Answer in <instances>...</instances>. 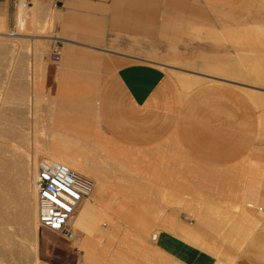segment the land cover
<instances>
[{
	"label": "crops",
	"instance_id": "0c3cea01",
	"mask_svg": "<svg viewBox=\"0 0 264 264\" xmlns=\"http://www.w3.org/2000/svg\"><path fill=\"white\" fill-rule=\"evenodd\" d=\"M57 7L58 61L51 59L52 50L36 58L21 53L4 62L5 100L25 99L31 128L35 123L37 131L50 133L43 141L37 139L38 144L54 145L60 132V140L66 136L71 144L84 134L86 145L98 147L109 140L129 150L111 160L123 164L116 177L132 179L134 189L125 184L107 192L133 193L149 205L151 168L159 171L151 164V147L168 150L173 145L183 161L202 169L194 183L197 201L201 195L203 209L217 211L211 216L196 209L195 225L223 227L234 243L226 255L235 264H264V218L249 210L259 205L264 215V92L257 90L261 104L229 85L208 84L182 93L160 67L119 65V56L107 52L114 0H58ZM49 15L51 20L57 17ZM178 167L182 177L185 170ZM159 172V177H168ZM158 241L186 264L215 262L169 232L160 233Z\"/></svg>",
	"mask_w": 264,
	"mask_h": 264
},
{
	"label": "rangeland",
	"instance_id": "374dc122",
	"mask_svg": "<svg viewBox=\"0 0 264 264\" xmlns=\"http://www.w3.org/2000/svg\"><path fill=\"white\" fill-rule=\"evenodd\" d=\"M37 1L51 14H57V17L52 20L40 18L35 24H30L28 22L30 12H28L29 17L25 19V22L28 21L23 29L17 28L16 6L6 2L0 3V19H2V11L6 10V17L0 33L10 34L12 27H15L21 30L24 34L23 37H25V40L11 39L9 38L11 35L6 38L0 37L3 39H0V42H2L0 43V135H2L0 141L5 143L6 148L9 150H14L17 147V150H20L24 157L30 160L28 163L34 162L35 166L45 158H49V156H46V146L48 147V145H39L37 141V139L40 141L45 140L47 135L44 130L37 131L35 123L34 129L31 128V113L26 105L20 104L19 100L16 99L5 100L4 62L5 59L19 57L21 53L25 54L26 51L32 52V55H34L37 46L39 51L36 52L40 56H45L52 50H56L59 55L58 46L60 44L57 43L56 39L59 18L58 0H30V3ZM138 6L140 7L138 8ZM256 21L260 23H256ZM254 22L256 25H254ZM105 48L108 50L107 52L119 56L117 58L119 65L130 62H143L160 67L172 78L181 92L184 89L178 83V79L182 77L183 79L190 78L195 75L202 79H200L199 87L208 84H221L229 85L246 94L245 88L264 92V80L258 81V78L254 76H248L247 74L245 80H242L243 82L239 84L219 78H211L207 74L215 73L211 72L210 69L197 67V65H201V57L203 56L218 59L230 58L235 61L239 53L240 55L255 53L256 56L264 54L262 53L264 52V0H114L109 40ZM261 57H264V55H261ZM192 61L195 67L192 66L194 65ZM236 62L238 67L244 66H241L243 70L250 67L253 69L264 68V65L259 60L257 63L254 58L245 61L244 65L243 62L238 60ZM245 67L247 68L245 69ZM208 79L214 81H208ZM9 84L8 80V88ZM198 86L191 88L188 93L198 88ZM247 95L254 101L252 95L249 93ZM80 137L81 139L78 141L86 140V135L82 134ZM102 141L104 144L98 147L79 144L83 147L84 156L89 161L92 160L91 164L101 173L104 193L101 196L100 203L90 197L78 210L73 225V238L67 239L63 235L37 224L35 229L36 239H22L12 225L8 227V231L13 233L16 242H23L31 250L35 249V254L42 264H118L124 254L128 256V264H186L161 248L158 241L159 234L169 232L185 240L201 252H206L219 260L228 261L229 264H235V260H229L226 255L227 248L230 246L233 248L234 243H229L227 233H222L221 229H224L223 227L195 225L198 221L196 209L200 211V214L205 212L211 216L214 212H217L211 209H203L201 195H199L197 201V196L195 192L193 193L196 189L194 182L197 181L196 176L198 171H202L201 168L183 161L180 153L173 145L169 146L168 150H165L161 145L152 146L151 164L157 165V169L165 172L168 177H159L158 173L160 172L151 168V205H149L147 202L137 200L138 196L133 193L121 192L115 194L107 192L112 190L113 187L125 184L130 185L129 189H134V187L131 184L132 179H128L130 183L127 184L124 181L125 179L116 177V169L122 170L123 164L111 160V158H114L112 155L122 154V152L130 153V151L111 145L109 140ZM79 145L76 144V147L78 146L77 148L81 149ZM8 154L10 153H6V157L9 156ZM154 158L156 161L153 160ZM180 165H182L183 171L185 170L182 177L178 170ZM27 166L22 171V178L25 179L23 180L24 183H26L25 181L29 182L27 183L29 184L27 185V190L29 189L27 197L29 196L28 198L31 199L30 195L34 194L32 193L34 189L31 183L34 170L29 165ZM74 171L91 178L96 187L97 183L93 177L78 170ZM130 173L132 174L129 171ZM107 174L112 176L108 177ZM128 180L126 179V182ZM135 180L138 181L137 178ZM135 186L137 188L138 184L136 183ZM147 196V194L140 195V199ZM257 206H253L249 210L253 214L264 218V215L258 212ZM101 207L104 210L103 212L100 210ZM95 221H98L99 224L97 225V231L92 235V240H95V242L102 241L99 244L104 246L109 242L112 245L109 244V248L106 249L99 248L100 251L93 252L95 255L84 259V252L78 246L86 238L91 225ZM100 227L103 229L101 230ZM104 229H106L105 233ZM109 234L116 236L108 240L107 236L104 235ZM220 237L221 240H217ZM147 246L150 247L147 249ZM133 251L138 257L137 259ZM151 254L154 257L153 255L151 257ZM89 260H92V262Z\"/></svg>",
	"mask_w": 264,
	"mask_h": 264
},
{
	"label": "bare ground",
	"instance_id": "6f19581e",
	"mask_svg": "<svg viewBox=\"0 0 264 264\" xmlns=\"http://www.w3.org/2000/svg\"><path fill=\"white\" fill-rule=\"evenodd\" d=\"M38 2L39 1H37L35 3H27L24 0H20V1H18L16 3L17 4L16 5V9H17L16 12H17V19H18V28H20V29L22 28L23 29V26L26 25L25 23H27L28 20L25 22V19L27 17H29L28 16L29 15L28 12H30V17H29V21H28V22H30V24H35L37 21H39L40 18H42L43 20H45L46 18L51 19L50 15H49L50 13L49 14L46 13L47 10L45 8H43L41 6V4L38 3ZM5 11L6 10L4 9L3 12H2V19H0V29L2 28V26L4 24L5 17H6ZM52 18H53V16H52ZM243 23H244V21H243ZM256 23H260V22L259 21H256ZM256 23L254 25H256ZM9 35L10 34H7V33H0V37L1 38L9 37ZM23 36H24V34H22L21 30H18V33L15 36H12V37L10 36L9 38L16 39V40H25V38ZM1 40H3V39H1ZM245 40H247V39H245ZM0 43H2V42H0ZM5 43H6V41H5ZM3 44H4V42H3ZM26 46H27V44H26ZM35 46H37V45H35ZM37 47H36L35 53H34L35 58L40 56L39 53L36 52V51H39V49ZM26 53H30V52L28 51ZM262 53H264V52H262ZM254 54H250V55L249 54H241L240 55V53H239L236 60H238L240 62H243V65H244L245 64V61H247L250 58H254V60H257V63H258V60H259V62H261V64L264 65V57H261V55H264V54H260V55H257V56L254 55ZM29 55L30 54H28L27 56L29 57ZM82 55H83V53H82ZM84 56H85V54H84ZM236 60L234 61L233 59H230V58H224V59L219 58L218 59L216 57L203 56V57H201V62H200L201 65H197V67H200L201 66L202 68H208V69H210L211 72L215 73V74H207V75L211 76V78H213V77L214 78H219V79L226 80L228 82H234V83L241 84L243 82L242 80H245V76H247V74H248V76H252V77L254 76L255 78H258L257 79L258 81L264 80V68L259 67V68H254L253 69V68L250 67V68L246 69L247 67H245L246 70H243V68H241L242 65L240 67H238V63L236 62ZM192 62H191V65H192ZM197 63H199V62H197ZM193 64H194V62H193ZM249 64H251V63H249ZM176 65H175V67H176ZM192 66L195 67V64L192 65ZM242 67H244V66H242ZM207 73H210V72H207ZM204 75H206V74H204ZM178 77H180V76H178ZM200 79H201V77L199 78L196 75L193 76V77H190V78H184V79H183V77L181 79L179 78L178 79V83L180 84V86L182 87V89H184V91H182V93H188V91L191 90V88L197 87L200 84L201 80H202V79L201 80ZM208 81H214V80L213 79H210V80L208 79ZM245 91H247V94L249 93L250 95H252L253 99L257 102L256 104H261L262 103L261 102L262 101V98H261L262 94H260L259 91L255 90V89H251V88L250 89H246L245 88ZM18 100H20V104L22 103V104H24L26 106L28 105V103H27L28 101L26 102L27 104H25V99H23L22 101H21V99H18ZM21 109H23V108H21ZM22 111H24V110H22ZM18 118H20V117H18ZM7 128H9V127H7ZM10 129H11V127H10ZM38 129L40 130V128H38ZM57 131H60V130L57 129ZM15 132H16V130H15ZM47 132H48V130H47ZM48 133H47V135H48ZM59 133L57 134V132H56V135H57L56 136V141L58 139L59 140L54 145H52L50 147H49V145H48V147L46 146V149H47V155L46 156H49V158H45L41 162H47L49 160H54V161H57V162H60V163H63L65 165H67L71 169L81 171V172L86 173L89 176L93 177L96 180V183L97 184H96L95 190H93V192L91 194V197L93 198L94 201H96L97 203H100L99 198H101V196L104 193V183H102L103 182L102 181L103 179H101V177H102L100 175L101 173H99V171L97 170V168L94 167L93 164H91V161L92 160L89 161V159H87L86 156H84L85 154H83V150H82L83 147H81V145H79V144H82V146H83L86 143L84 141H78L77 140V142L74 144L75 147H73L74 146L73 144L69 143L68 141H65L66 139L64 140V138L66 136H64L63 140H60V137L58 136ZM0 136H2V135H0ZM76 144H78L81 147V149L77 148L78 146L76 147ZM19 151L17 150V147L14 150L7 149L6 146H5V143H3L2 141H0V264H42V262L37 258L36 254H35V249L32 248L33 250H31V248H29V246L27 244L23 243V242H16L14 240L13 233L10 232V231H8V227L13 225L14 228L16 229V231L21 235L22 239H30V240L31 239L32 240H35L36 239V231H35V229H36V226L38 224V220H37V210H36L37 209L36 208L37 206L35 205L36 195H35V192H32L34 194L30 195L31 196V199L28 198L29 196L27 197V192L29 191V189L27 190V185H29L27 183H29V182L25 181L26 183H24L23 180H25V179L22 178V176H23L22 171H23L24 167L27 166V165H29L33 170H35V168H36L35 165L36 164L34 162L28 163V161L30 162V160L26 159V157H24V155L22 154V152L21 151L19 152ZM6 153H10V154H8L9 156L6 157ZM84 153H85V151H84ZM40 160H41V158H40ZM119 163H121V162H119ZM164 167H165V165H164ZM23 173H25V172H23ZM80 174H82V173H80ZM200 190H202V189H200ZM198 192H197V194H198ZM193 193H194V191H193ZM28 195H29V192H28ZM88 200L89 199H87L86 201H88ZM86 201H84V203ZM100 210L102 212L104 211L102 207L100 208ZM75 219H76V216L73 219V225H74ZM98 224H99L98 221H95L91 225V227L89 229L88 235H86V238L83 241H81L80 244H79V246H78L79 249H81L84 252V259H86V258L88 259V257H91V255H95V254H93V252H95L96 250L98 251L99 248H101V249H106L107 247L109 248L108 245L110 244V242L109 243L106 242L107 245L104 246V245L99 244L102 241L101 242H99V241L98 242H95V240H92V238H93L92 235H93L94 232L97 231V228H98L97 225ZM102 229L103 228H101V230ZM241 229H242V227H241ZM105 230L106 229H104V233H105ZM109 235H104V236H107L106 238L108 240H111V239H113L114 236H116V235H114V236H111V235L109 236ZM146 239H147V237H146ZM144 241H145V239H144ZM130 244L133 245L132 243H130ZM110 245H112V244H110ZM149 247L150 246H147V249ZM152 252H153V249H152ZM133 254H134V251H133ZM136 254H137V252H136ZM159 254H157V255H159ZM97 255H98V253H97ZM152 255L153 254H151V257H152ZM209 256H211V255H209ZM135 257H136V255H135ZM153 257H154V255H153ZM137 258L138 257H136V259ZM213 258L215 259V262L213 264H229L228 261H224L223 259H222L223 260L222 261V260H219V259L215 258L214 256H213ZM92 260H89V261L92 262ZM130 260H131V258H130ZM127 262H128V256L124 254V255L121 256V261L118 264H128ZM136 262H138V261H136ZM131 264H133V263H131ZM142 264H144V263H142Z\"/></svg>",
	"mask_w": 264,
	"mask_h": 264
},
{
	"label": "built area",
	"instance_id": "2783aa9c",
	"mask_svg": "<svg viewBox=\"0 0 264 264\" xmlns=\"http://www.w3.org/2000/svg\"><path fill=\"white\" fill-rule=\"evenodd\" d=\"M18 1L20 0H0V3L16 6ZM24 1L30 3V0ZM17 28L12 27L11 36L18 33ZM50 57L53 61L59 59L56 50ZM31 183L36 195L38 224L72 239L73 219L84 201L91 197L94 181L63 163L49 160L36 166Z\"/></svg>",
	"mask_w": 264,
	"mask_h": 264
}]
</instances>
